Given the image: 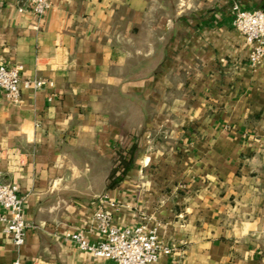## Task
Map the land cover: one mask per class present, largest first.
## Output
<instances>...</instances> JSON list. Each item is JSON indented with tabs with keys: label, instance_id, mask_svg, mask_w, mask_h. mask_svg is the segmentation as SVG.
Instances as JSON below:
<instances>
[{
	"label": "crops",
	"instance_id": "obj_1",
	"mask_svg": "<svg viewBox=\"0 0 264 264\" xmlns=\"http://www.w3.org/2000/svg\"><path fill=\"white\" fill-rule=\"evenodd\" d=\"M50 1L0 0V62L23 65L0 172L29 223L18 246L0 221V264H114L67 237L100 240L97 211L156 231L149 264H264V57L231 12L264 0Z\"/></svg>",
	"mask_w": 264,
	"mask_h": 264
},
{
	"label": "built area",
	"instance_id": "obj_2",
	"mask_svg": "<svg viewBox=\"0 0 264 264\" xmlns=\"http://www.w3.org/2000/svg\"><path fill=\"white\" fill-rule=\"evenodd\" d=\"M37 15H44L51 7L50 0H24ZM233 26L250 44L249 62L257 66L264 57V9L248 10L238 2L231 6ZM23 65L8 66L0 62V90L14 103L22 101ZM43 79L26 80V85L41 87ZM0 207L5 211L0 216L4 223L2 233L15 245L25 242L29 223L24 214V198L19 193V185L6 182L0 172ZM96 227L102 238L91 242L82 231L68 233V239L95 256L113 260L114 264H149L159 259L171 248L163 246L154 229L145 223L118 227L104 211L95 213ZM15 264H20L19 260Z\"/></svg>",
	"mask_w": 264,
	"mask_h": 264
},
{
	"label": "trees",
	"instance_id": "obj_3",
	"mask_svg": "<svg viewBox=\"0 0 264 264\" xmlns=\"http://www.w3.org/2000/svg\"><path fill=\"white\" fill-rule=\"evenodd\" d=\"M133 150L134 149H132V153H133ZM132 160H133V157H132L131 152H130V158L128 159L127 164H131Z\"/></svg>",
	"mask_w": 264,
	"mask_h": 264
}]
</instances>
